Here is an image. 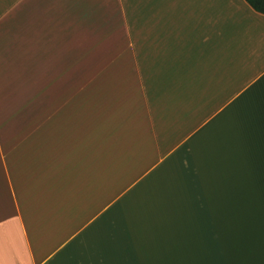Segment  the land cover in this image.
<instances>
[{
    "label": "crops",
    "instance_id": "crops-1",
    "mask_svg": "<svg viewBox=\"0 0 264 264\" xmlns=\"http://www.w3.org/2000/svg\"><path fill=\"white\" fill-rule=\"evenodd\" d=\"M0 264H264V13L0 0Z\"/></svg>",
    "mask_w": 264,
    "mask_h": 264
},
{
    "label": "trees",
    "instance_id": "trees-1",
    "mask_svg": "<svg viewBox=\"0 0 264 264\" xmlns=\"http://www.w3.org/2000/svg\"><path fill=\"white\" fill-rule=\"evenodd\" d=\"M246 1L253 9L261 13H264V0H246Z\"/></svg>",
    "mask_w": 264,
    "mask_h": 264
},
{
    "label": "rangeland",
    "instance_id": "rangeland-1",
    "mask_svg": "<svg viewBox=\"0 0 264 264\" xmlns=\"http://www.w3.org/2000/svg\"><path fill=\"white\" fill-rule=\"evenodd\" d=\"M106 16L108 17V21L110 20V14H106ZM107 21V19H106Z\"/></svg>",
    "mask_w": 264,
    "mask_h": 264
}]
</instances>
